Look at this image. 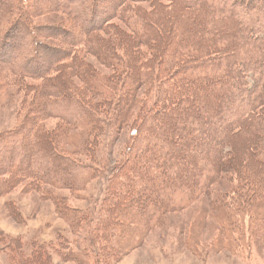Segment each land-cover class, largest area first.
I'll return each mask as SVG.
<instances>
[{
  "label": "trees",
  "instance_id": "trees-1",
  "mask_svg": "<svg viewBox=\"0 0 264 264\" xmlns=\"http://www.w3.org/2000/svg\"><path fill=\"white\" fill-rule=\"evenodd\" d=\"M84 1L87 15L77 0L41 10L30 0H0V91L10 83L31 93L17 127L0 132V197L18 185L86 184L123 139L99 231L138 239L127 222L147 229L210 196L202 213L213 215L226 209V185L235 208H249L250 224L261 225L264 0ZM39 15L59 17L44 30L62 44L32 40L17 65L14 36L39 26ZM135 209L144 216L135 218ZM59 210L71 225L84 219Z\"/></svg>",
  "mask_w": 264,
  "mask_h": 264
},
{
  "label": "rangeland",
  "instance_id": "rangeland-1",
  "mask_svg": "<svg viewBox=\"0 0 264 264\" xmlns=\"http://www.w3.org/2000/svg\"><path fill=\"white\" fill-rule=\"evenodd\" d=\"M52 1L30 0V3L38 5L41 10ZM77 3L79 12H86L85 1L77 0ZM57 19L58 16L39 15L34 19L39 26L15 34V64L19 65L18 62L30 56L32 40L40 39L55 46L62 44L45 36L55 31L49 28L50 32H47L44 26L54 25L51 22ZM44 62L41 66L46 65ZM91 62L102 73L106 71L96 58H91ZM27 83L31 86L35 81ZM17 86L8 83L0 91V132L14 130L25 112V109L21 110V104L28 103L31 93L27 94ZM54 122L49 119L46 124L49 126ZM123 149L124 140H117L112 147L113 159L105 162L107 167H98L86 184H75V189L47 185L37 191L18 185L1 196L0 264H264V219L261 225L250 224L249 208L244 205L235 208L237 195L229 191L227 185L226 188L213 185L216 192L226 190L220 202L226 209L212 210L213 215L202 213L211 208L210 196L197 199L181 211L164 214L156 225L147 229L143 222L140 225L127 222L132 228H139L135 232L138 239H132L133 234L130 236L132 243L126 241L122 233L99 231L98 221L109 204L104 197L111 179L110 169L114 161L122 157ZM52 196L62 202L56 205ZM151 201L148 199L146 204ZM59 207L68 214L81 215L83 212L84 219L79 222L76 219L78 226L76 223L71 225L72 219L62 216ZM135 213L137 219L144 216L136 209Z\"/></svg>",
  "mask_w": 264,
  "mask_h": 264
}]
</instances>
